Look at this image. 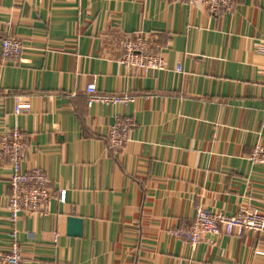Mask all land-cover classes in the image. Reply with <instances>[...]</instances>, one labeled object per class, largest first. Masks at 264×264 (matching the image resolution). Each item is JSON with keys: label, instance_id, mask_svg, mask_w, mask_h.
Returning <instances> with one entry per match:
<instances>
[{"label": "crops", "instance_id": "1", "mask_svg": "<svg viewBox=\"0 0 264 264\" xmlns=\"http://www.w3.org/2000/svg\"><path fill=\"white\" fill-rule=\"evenodd\" d=\"M138 34L167 69L121 63L123 38ZM4 37L24 43L20 56L3 55ZM90 83L136 100L89 105ZM120 115L134 120L130 139L111 148ZM13 127L29 145L23 169L44 168L55 194L48 213L13 223L0 158V250L15 229L23 264H264V230L196 247L169 233L200 203L264 213V163L248 159L264 146V0L218 14L174 0H0V133Z\"/></svg>", "mask_w": 264, "mask_h": 264}, {"label": "built area", "instance_id": "2", "mask_svg": "<svg viewBox=\"0 0 264 264\" xmlns=\"http://www.w3.org/2000/svg\"><path fill=\"white\" fill-rule=\"evenodd\" d=\"M185 3H202L212 13L218 14L231 11L235 0H174ZM2 51L5 57L20 56L25 48L24 43L17 37H4ZM123 56L121 63L126 67L140 72H149L155 69H167V60L164 53L158 51V45L145 35L126 36L122 40ZM181 65L177 70L181 71ZM88 104H127L136 100L134 94H118L99 92L94 83L87 86ZM134 120L130 116H117L107 134L111 148L123 147L130 139V131ZM29 150L24 130L19 127L6 128L0 133V158L7 159L12 169L9 178L10 193L7 197L6 209L10 212L13 223L21 214H46L48 204L55 196L49 186L47 172L42 167L23 169V160ZM248 159L252 163H264V146L256 145ZM60 200L66 198V190L59 191ZM264 230V213L251 203H245L234 214L212 211L202 203L195 207V217L191 224L174 225L169 233L175 238L183 239L192 247H196L205 235L238 234L246 231L259 232ZM12 241L7 250H0V264H23L20 244L16 230L13 229ZM264 253V251H258Z\"/></svg>", "mask_w": 264, "mask_h": 264}, {"label": "water", "instance_id": "3", "mask_svg": "<svg viewBox=\"0 0 264 264\" xmlns=\"http://www.w3.org/2000/svg\"><path fill=\"white\" fill-rule=\"evenodd\" d=\"M68 230L70 233L75 235H81L83 229V220L80 217L69 216L68 217Z\"/></svg>", "mask_w": 264, "mask_h": 264}]
</instances>
